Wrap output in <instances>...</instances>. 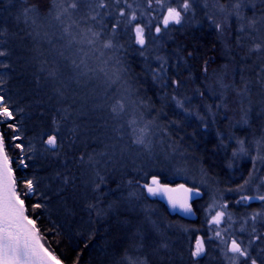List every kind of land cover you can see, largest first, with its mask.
<instances>
[{
  "label": "trees",
  "instance_id": "trees-1",
  "mask_svg": "<svg viewBox=\"0 0 264 264\" xmlns=\"http://www.w3.org/2000/svg\"><path fill=\"white\" fill-rule=\"evenodd\" d=\"M252 5L0 0V103L13 113L0 116V135L25 215L61 264H264V203H246L264 179L249 158L264 144L254 116L264 36ZM169 7L183 15L165 27ZM153 179L200 191L195 217L149 196ZM233 240L247 259L229 251Z\"/></svg>",
  "mask_w": 264,
  "mask_h": 264
},
{
  "label": "snow or ice",
  "instance_id": "snow-or-ice-1",
  "mask_svg": "<svg viewBox=\"0 0 264 264\" xmlns=\"http://www.w3.org/2000/svg\"><path fill=\"white\" fill-rule=\"evenodd\" d=\"M160 0H157L159 3ZM71 8H76L75 3L70 5ZM100 7H106L105 4L101 3ZM184 10L189 8L188 3L182 5ZM236 8H240V4L236 5ZM65 11H67L65 9ZM238 14V13H237ZM123 15V13H121ZM181 12L176 8L169 7L167 9V16L163 19V24L167 26L169 22L180 23ZM94 18V17H93ZM56 19H60V15L56 16ZM135 19V16L132 17ZM35 23V21H33ZM157 32L160 31L159 28L156 29ZM67 31V29H65ZM91 31V30H89ZM71 35V33H69ZM136 34L138 42L143 45V29L137 27ZM92 37L96 36V33L91 34ZM85 38L89 44L93 43V39L87 37ZM106 48H111V42H108L104 45ZM6 53L0 51V56H5ZM83 63V61H82ZM79 67V65H77ZM99 71L108 75V72L105 68H99ZM0 97V101H2ZM124 110V104L121 101H116L115 105L112 108V111L115 113L122 112ZM0 116L5 119H12L13 113L9 110L6 104L0 103ZM11 127V125H9ZM143 131V130H141ZM137 143H143V139L140 138L136 141ZM47 143L55 147L56 146V137L52 136L47 140ZM19 147V145H17ZM3 151L2 137H0V153ZM8 158L6 155L3 156L2 163H0V264H61V262L51 255L42 245L39 244L36 238V229L34 222L25 215L24 201L20 198V195L16 192L15 181L12 179L10 173L11 170L8 168ZM26 166V165H25ZM152 186H146L147 191L153 195L159 192H172L174 190L163 188L159 185V181L156 179L152 180ZM24 187L28 192L34 190L33 182L27 181L24 184ZM187 192V189H184ZM172 200V197H169ZM264 199V197H262ZM173 205L175 206V201L173 200ZM186 207L185 202L181 205ZM35 207H39L36 205ZM215 223L220 222V215H217ZM219 235V233H218ZM204 251L203 243L197 241L194 256H200ZM229 251L238 254L240 257L247 259V252L241 248V246L235 241H231V246ZM251 264H256L255 260L251 261Z\"/></svg>",
  "mask_w": 264,
  "mask_h": 264
},
{
  "label": "water",
  "instance_id": "water-1",
  "mask_svg": "<svg viewBox=\"0 0 264 264\" xmlns=\"http://www.w3.org/2000/svg\"><path fill=\"white\" fill-rule=\"evenodd\" d=\"M0 137H1V135H0ZM2 144H3V142H2ZM55 148H56V146L52 147V149H55ZM4 155H6V153H5L4 146H3V151H2V153H0V163H2ZM7 163H8V168L11 170L9 161ZM11 177L14 180L12 170H11ZM156 180L159 181L158 179H156ZM159 185L163 188L172 189L174 191L167 192V193L158 191L155 195H153L147 191L149 196L156 197L158 200H160L162 203H164L171 213L179 214L185 218H191L192 219L195 217V213L193 211L192 204L196 199L201 198L202 193L200 191L190 189L184 185L177 186V187L163 185V184H161L160 181H159ZM150 186L155 187V185H152V181L150 182ZM184 189H187L188 191L185 192ZM170 196L172 197V200L169 199ZM185 199H186V207H182L181 205L185 202ZM173 200L175 201V206L173 205V202H172ZM39 244L42 245L40 242H39ZM200 257H201V255L198 256L197 258H200Z\"/></svg>",
  "mask_w": 264,
  "mask_h": 264
},
{
  "label": "rangeland",
  "instance_id": "rangeland-1",
  "mask_svg": "<svg viewBox=\"0 0 264 264\" xmlns=\"http://www.w3.org/2000/svg\"><path fill=\"white\" fill-rule=\"evenodd\" d=\"M259 2L261 5V9L259 11L261 13L259 15H257V17H255V19H257V21H258L257 27L259 28V32H261L262 35L264 36V0H245V3L248 7L253 6L252 4H254V3L256 5ZM180 12H181V17H180V21H181L183 13H182V11H180ZM166 16H167V14H166ZM172 24H177V23L170 21L167 26L172 25ZM163 26H165V25L163 24ZM167 26H165V27H167ZM260 95L261 96L259 98H257V100H256L257 111L254 112V116L259 121V123L261 124L262 129H263V134H264V91ZM263 141H264V135H263ZM262 149H263L262 155L260 154V156H259L257 153V155H255V157H249V158H252V160L254 159L253 162H255L257 164V167H259L260 171L262 169H264V144L262 146ZM253 156H254V153H253ZM260 171H259V173H260ZM190 180L192 182H195L193 179H190ZM261 183H262L261 184L262 186H260V184H259V187H256V189L252 193L253 196L250 199L247 198L246 203H248V204H251L252 202H263L264 203V199H262V197H264V194L259 193V190H257V188H260V187H262L264 189V179L261 181ZM217 215H220V214L215 213V215L213 216V221H215ZM259 217H260V220H258L256 223L257 224H263V226H264V212L262 214H259ZM243 220H244V218H243ZM222 223H223V218L220 215V222L216 223V224H222ZM254 229H255V226L252 227V230H254Z\"/></svg>",
  "mask_w": 264,
  "mask_h": 264
},
{
  "label": "bare ground",
  "instance_id": "bare-ground-1",
  "mask_svg": "<svg viewBox=\"0 0 264 264\" xmlns=\"http://www.w3.org/2000/svg\"><path fill=\"white\" fill-rule=\"evenodd\" d=\"M10 175H11V173H10ZM36 238H37V240H38V242H40L41 243V241H40V239H39V236H38V234H37V232H36ZM42 244V243H41ZM43 246V245H42ZM44 247V246H43ZM45 248V247H44Z\"/></svg>",
  "mask_w": 264,
  "mask_h": 264
}]
</instances>
